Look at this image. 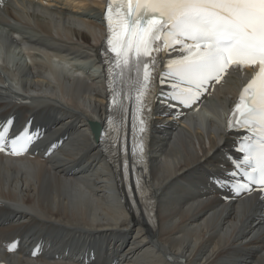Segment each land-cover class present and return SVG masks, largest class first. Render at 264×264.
I'll list each match as a JSON object with an SVG mask.
<instances>
[{
	"label": "bare ground",
	"instance_id": "obj_1",
	"mask_svg": "<svg viewBox=\"0 0 264 264\" xmlns=\"http://www.w3.org/2000/svg\"><path fill=\"white\" fill-rule=\"evenodd\" d=\"M105 6L0 4V121L14 117L17 129L31 122L42 146L30 161L0 154V249L19 243L14 253L0 250V264H264V199L241 201L208 182L231 167L225 156L238 135L224 122L248 69L230 72L199 115L178 118L157 104L150 186L158 223L126 214L122 181L93 130L106 116L98 63ZM23 45L30 63L16 74L9 61ZM88 64L77 77L75 65ZM56 141L66 143L49 154Z\"/></svg>",
	"mask_w": 264,
	"mask_h": 264
},
{
	"label": "snow or ice",
	"instance_id": "obj_2",
	"mask_svg": "<svg viewBox=\"0 0 264 264\" xmlns=\"http://www.w3.org/2000/svg\"><path fill=\"white\" fill-rule=\"evenodd\" d=\"M104 18L106 73L119 69L114 74L124 80L126 72H135L133 131L139 120V131L146 132L145 115L151 114L157 84L162 86L158 102L179 117L220 84L230 69L249 70L226 122V129L238 135L225 156L231 167L209 174L208 182L238 198L264 193V0H109ZM162 51L169 57L163 62L164 71L160 70ZM119 95L116 92L110 99L109 111ZM40 138L31 122L17 129L14 117L0 121V153L20 156ZM120 150L127 153L126 144ZM131 154L137 155L135 146ZM139 155H144L143 145ZM122 171L126 178L132 174L127 155ZM148 191L138 177L128 185L129 201L137 207L145 199L153 203ZM143 215L154 217L155 211L145 206Z\"/></svg>",
	"mask_w": 264,
	"mask_h": 264
},
{
	"label": "water",
	"instance_id": "obj_3",
	"mask_svg": "<svg viewBox=\"0 0 264 264\" xmlns=\"http://www.w3.org/2000/svg\"><path fill=\"white\" fill-rule=\"evenodd\" d=\"M93 130L95 131L96 134L100 135L101 128L99 126L94 125Z\"/></svg>",
	"mask_w": 264,
	"mask_h": 264
}]
</instances>
